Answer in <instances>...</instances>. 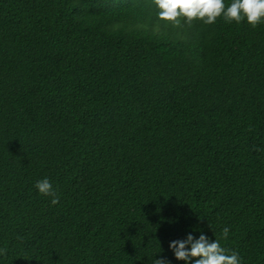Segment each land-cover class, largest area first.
<instances>
[{
	"label": "trees",
	"instance_id": "trees-1",
	"mask_svg": "<svg viewBox=\"0 0 264 264\" xmlns=\"http://www.w3.org/2000/svg\"><path fill=\"white\" fill-rule=\"evenodd\" d=\"M157 13L0 0V264H187L189 234L264 264V23Z\"/></svg>",
	"mask_w": 264,
	"mask_h": 264
},
{
	"label": "clouds",
	"instance_id": "clouds-1",
	"mask_svg": "<svg viewBox=\"0 0 264 264\" xmlns=\"http://www.w3.org/2000/svg\"><path fill=\"white\" fill-rule=\"evenodd\" d=\"M156 6L159 23L155 26L158 31L162 26L169 28L181 26V21L191 25L199 20L205 25H213L219 18L226 23L240 24L245 20L253 28L264 23V0H231L225 5V0H152ZM35 188L44 196L51 197L52 205L58 204L59 196L49 179L45 178L35 184ZM223 237L227 238L229 228L222 229ZM190 246V247H189ZM177 260L187 264H241V258L235 251L223 247L218 239L211 241L201 234L196 239L189 234L185 240L170 243ZM6 249H0V254H6ZM153 264H169L166 259H156Z\"/></svg>",
	"mask_w": 264,
	"mask_h": 264
}]
</instances>
